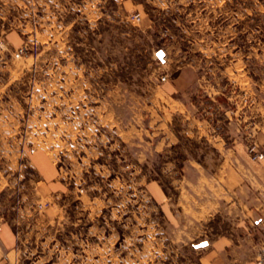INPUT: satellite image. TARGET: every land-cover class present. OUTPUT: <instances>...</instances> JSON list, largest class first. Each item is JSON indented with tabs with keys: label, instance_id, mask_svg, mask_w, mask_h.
Wrapping results in <instances>:
<instances>
[{
	"label": "rangeland",
	"instance_id": "obj_1",
	"mask_svg": "<svg viewBox=\"0 0 264 264\" xmlns=\"http://www.w3.org/2000/svg\"><path fill=\"white\" fill-rule=\"evenodd\" d=\"M182 70L208 140L153 92ZM263 131L264 0H0L7 264H201L202 232L231 225L177 204L180 167L224 162L216 135L264 162Z\"/></svg>",
	"mask_w": 264,
	"mask_h": 264
},
{
	"label": "crops",
	"instance_id": "obj_2",
	"mask_svg": "<svg viewBox=\"0 0 264 264\" xmlns=\"http://www.w3.org/2000/svg\"><path fill=\"white\" fill-rule=\"evenodd\" d=\"M194 89L192 72L182 70L164 85L156 87L153 92L167 104L171 117H180L184 122L187 119L190 127H194L193 135L200 140L202 137L208 140V116L197 119L191 113L195 106L191 99L196 91ZM160 100L157 98L158 104ZM225 119L227 124L232 123L230 120L233 118ZM212 138L217 156L225 158L224 162L210 169L202 162L190 161L180 167L186 173L196 174L189 175V180L185 177V185L189 186L175 182L178 184L176 189L183 192L177 197V204H190L193 206L192 212L203 214L207 219L216 217L217 220L228 221L231 225L228 229L207 228L202 232L204 245L200 262L264 264V162L250 160L245 143L238 134L216 135ZM256 138L259 149L264 153V131L258 133ZM177 141L176 135L174 140L169 138L168 147L176 146ZM195 205L201 208L197 211ZM16 244L11 227L8 224L3 225L0 231V264H7V259L9 262L13 260ZM259 260H263V263H259Z\"/></svg>",
	"mask_w": 264,
	"mask_h": 264
},
{
	"label": "snow or ice",
	"instance_id": "obj_3",
	"mask_svg": "<svg viewBox=\"0 0 264 264\" xmlns=\"http://www.w3.org/2000/svg\"><path fill=\"white\" fill-rule=\"evenodd\" d=\"M156 55L160 58H163V56L165 55V53L163 51L157 52ZM196 247H200V245H195Z\"/></svg>",
	"mask_w": 264,
	"mask_h": 264
},
{
	"label": "water",
	"instance_id": "obj_4",
	"mask_svg": "<svg viewBox=\"0 0 264 264\" xmlns=\"http://www.w3.org/2000/svg\"><path fill=\"white\" fill-rule=\"evenodd\" d=\"M160 51H163V50H161V49H160V50H157L156 53H157V52H160ZM163 52H164V51H163ZM156 56H157V55H156ZM157 58H158L159 60H161V61H164V56H163V58H160V57L157 56Z\"/></svg>",
	"mask_w": 264,
	"mask_h": 264
},
{
	"label": "built area",
	"instance_id": "obj_5",
	"mask_svg": "<svg viewBox=\"0 0 264 264\" xmlns=\"http://www.w3.org/2000/svg\"><path fill=\"white\" fill-rule=\"evenodd\" d=\"M134 18L137 19V20H139V17L138 16H135ZM259 263H263V260H259Z\"/></svg>",
	"mask_w": 264,
	"mask_h": 264
}]
</instances>
